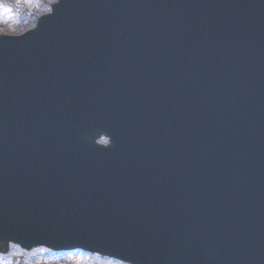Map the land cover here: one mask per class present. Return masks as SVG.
Listing matches in <instances>:
<instances>
[{"label":"water","instance_id":"water-1","mask_svg":"<svg viewBox=\"0 0 264 264\" xmlns=\"http://www.w3.org/2000/svg\"><path fill=\"white\" fill-rule=\"evenodd\" d=\"M51 10L0 36V254L264 264V0ZM52 176L39 220L9 226Z\"/></svg>","mask_w":264,"mask_h":264},{"label":"rangeland","instance_id":"rangeland-1","mask_svg":"<svg viewBox=\"0 0 264 264\" xmlns=\"http://www.w3.org/2000/svg\"><path fill=\"white\" fill-rule=\"evenodd\" d=\"M56 0H17L16 4L0 2V34L19 35L34 26L36 17L49 12L50 3ZM9 264H117L81 252L51 254L43 249L24 253L14 248L6 259Z\"/></svg>","mask_w":264,"mask_h":264},{"label":"snow or ice","instance_id":"snow-or-ice-1","mask_svg":"<svg viewBox=\"0 0 264 264\" xmlns=\"http://www.w3.org/2000/svg\"><path fill=\"white\" fill-rule=\"evenodd\" d=\"M0 264H9V262L0 260Z\"/></svg>","mask_w":264,"mask_h":264}]
</instances>
